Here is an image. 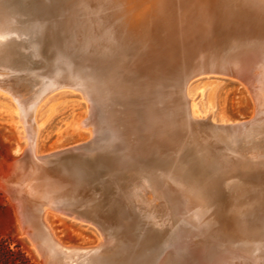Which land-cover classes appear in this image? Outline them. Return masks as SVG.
<instances>
[{"label":"bare ground","instance_id":"6f19581e","mask_svg":"<svg viewBox=\"0 0 264 264\" xmlns=\"http://www.w3.org/2000/svg\"><path fill=\"white\" fill-rule=\"evenodd\" d=\"M115 1L118 2L119 6L118 4L115 5L119 8H115V5L113 7L112 4H114ZM250 1L259 5L262 9L264 8V0ZM123 2L124 0H106V11L108 9V11L110 10V13L119 14L122 18H118L119 20H117L116 23L113 19L114 16L108 14L109 16L107 15L108 17H105L107 20H104V24L108 26V30H110L111 35L113 34V37H115V33H121L122 31L126 34L125 39L127 41L123 40L119 42H126V45H128V49L130 51L129 53H131L132 56L131 65L143 64L144 66H149L155 77L162 79V86L163 89L167 91V99H169L168 105L170 109H166L165 111L168 114L171 113L174 118L168 123H165L166 129H169L168 132L170 134V144L167 141L166 143L168 144H166V146L171 149L178 146L183 135H187L188 139H198L204 133L205 129L208 128L206 125L217 128L215 122H213L210 118L212 112L211 108L208 107L206 112L204 111L205 113L202 112V115L204 113V120L200 118V114H198L196 106L197 96L195 94V98H192L190 95L191 93H189V85L187 81L189 74L187 76H184L186 74L175 75L172 74L162 63L158 62V60L151 58L149 60L144 59L143 61H139V58L136 57L137 53H135V50H138L144 56H152V54H150L152 51L151 38L147 29L143 27L144 24L142 25L141 22L140 26L130 25L133 28L131 30L127 29L129 25H127V21L123 18L130 10H121V8H125V6L122 7ZM91 3L96 8L98 7V0H91ZM129 6L131 7L132 5ZM111 8L114 9V13ZM89 12L84 10L80 12L79 16H82L83 14L85 15ZM14 14L15 13L8 9L6 0H0V87H5L9 95L12 96L10 97L13 99L17 108L15 113L17 112L21 115V121H19V119L18 121L20 123L22 122L26 128L27 135L25 137L31 142V144H33V136L37 129V127H34L32 120L34 110H36V107H39L37 105L40 101H42L45 94L47 95V93L50 92L53 93V90L61 87L62 85H70L81 91L83 93L82 95H84L83 98L86 96L90 100H94V102L97 100L98 104L101 103L103 105V109H101V113L103 115L101 117V121L106 126V129H111L114 133L118 130L119 132H124L127 136H129V145L131 144L132 146L130 149L131 151L129 153L127 149L126 151L129 153L127 158L125 156L120 158L123 160L120 162L125 163V165L123 164L125 169L135 170V167H142L146 169L150 168L147 173L142 174V178H144V183L146 184L150 185L152 182L155 186H153L154 190L158 193L155 192L156 194L149 198L146 196L147 190H143L145 194L142 193L144 194L142 202L150 205L156 196H167V198H169V204H171L170 208H172L171 215L174 217L175 221L179 223L178 227L180 229V234L175 241L172 239H166L167 237L164 239L163 237L155 236V240L150 239L147 240V243H139L140 240L147 237V235L142 234V231H148L150 226L152 229H156V231L160 230L159 224L157 225L156 221L150 222V220L155 217H149L146 214L131 215L126 210H120V208H117L116 210L114 207H117L118 202L115 200H108V207L110 208L109 212H111V215L109 216L115 219L114 223L116 224V232L112 231L111 228L105 229L104 231L100 226V231L103 234V241L99 245L85 249L66 248V246L63 247L58 240L55 239L49 226L46 224L44 217L45 212H48L46 209L56 211V214L59 212V215L66 216V218L72 220L80 221L81 223L82 221H85L92 224L94 221H97L96 218L101 219L100 215H97L96 217V211L100 210V207H97L96 205V201L100 197L96 194L95 124V126L92 127V134H94V136L88 142L75 145L61 152H55L43 156H37L32 149H30L24 157L25 161L22 159L15 161L11 165L9 173L5 176V185L7 188L5 189L8 191V195H10V198H12L14 202L17 211L16 213L19 214V221L27 227L25 232L27 233L26 236L28 235L31 237L34 242V246L37 248L36 250H38L39 254L42 256L43 264H164L163 258L156 253L160 247L172 248L173 245H185L189 247L198 244L201 245L206 242H208L209 245L213 243L217 247V251L220 252V257H222L224 261L219 264H259L261 260L264 259V233L262 232V227H264V175L261 176L259 180L255 181L248 180L236 171L234 172V175L230 174L225 176L223 181L227 191L228 200H230L232 208L229 211H226L229 214L221 216L215 213L212 217L211 211L208 210L211 206L208 192L197 189L194 185L195 183L192 182L193 180L189 178L190 172L186 170V168L183 169V173L186 176L182 177L180 174L178 177H174L171 176L172 174L170 173V176L165 177V173L162 172L161 163L155 164V162L154 167H151L149 162L145 161L148 160L147 158L150 157L149 155L153 153L151 150L153 151L154 149V152L159 156L161 153H164L163 150H166V148L164 149V136L162 135L163 133H161L162 123L158 122L151 124L149 120V114L147 111L149 95L145 91L148 90L152 82L149 84L139 83L141 76H144L143 71L137 72L134 69H130L127 71H120L121 73H118L116 71H118V66L121 63L120 56H111V58H109L105 55L104 57V54L106 53L104 52L103 56H100L103 59L102 62L104 64L102 66L106 67L107 73H109L108 75H110L112 80L117 81L121 85V87L116 86V88H112L109 87L110 85L108 84L109 88H104L102 86L103 84L99 86L96 83L95 77L93 78L91 76V78L87 80L81 78V76L77 73L78 71H82L83 73L90 72V74H92L96 69L92 63H82L75 60L76 58L73 60H68L67 58H54L53 62L61 63L60 66L62 67H64L65 64V66H67L73 74L78 75L79 79H75L71 75L64 76L59 73L54 76L49 75L48 78L45 76L46 80L40 83L38 87H34V85L37 84V81L35 80L36 82H33V79L36 78L37 74L39 75L41 73L40 75H42V71L46 72L47 67L52 61H46V57L42 55V48L39 47V39L36 38V36L37 34L41 35L42 31H40L34 24L30 25V27L26 26V29L22 28L18 23L19 20ZM138 15L140 16V14ZM49 18V15H45L43 20L50 23ZM81 20L93 23L96 26L93 28H96L97 35L93 36L90 34L91 28L87 26L84 31L78 34V30L82 29L76 26L74 27V24H72L73 21L70 22L71 26H68L70 27V31L66 33L65 30V33H69V36H74L76 38L75 43L80 48L88 49V46L90 45L99 46L104 39V35H100L98 32V28L102 25L103 20L95 18V15L90 18H81ZM65 28H67V25ZM45 29H47L46 26ZM48 30L49 29L45 31L46 33L43 32V34L51 35L49 32L50 30ZM22 36H25L24 39L29 40L31 43L29 49L31 48V51L33 50L34 52L32 51L30 55L20 56L17 53V49L22 44H20V42H15L14 37L21 38ZM102 36L103 39L101 40ZM109 42H107V44ZM112 43L114 44L117 42L113 41ZM110 44L107 45L108 47L104 46L106 47L105 50L110 48ZM96 46L90 48L91 53H87V57L96 58ZM98 50L97 52L102 54L101 50ZM34 59L36 60L33 61ZM202 67H208V63H199L198 68L201 69ZM43 68L44 70L40 73H38L39 71L37 73L31 72L32 70H40ZM112 69L115 71L110 72ZM110 77L108 78L109 80ZM173 77H179L177 80L180 82L175 83V78ZM38 78H41V76ZM97 81L100 80L98 79ZM245 81L248 84H250V82H255L257 84V87L253 91V97L255 100L254 104H256L254 111L256 110V114L252 120L253 125L250 126L248 130L246 129L244 133L245 138L250 139L252 147L255 146L254 150L256 149L257 152L253 151L254 153L251 156L254 158V162H244L240 166L242 172L252 170V168L256 169L259 167L258 165L264 166V64L259 67L257 73L251 75V79L248 78ZM245 87L246 86H244V88ZM251 90L250 92H252ZM199 91L200 89L198 92ZM198 94H201V92ZM121 97L123 99L128 97L132 100V102H137L135 111H133L134 109L132 108L133 110L131 111L123 109L122 112L116 113L114 111L115 104ZM123 104L124 103H122V105ZM92 108L93 111L96 112V102L95 105L91 104V109ZM137 124L141 126L137 127ZM218 124H220L218 126L219 129L225 130V123L220 122ZM153 126L155 127L154 129L151 128ZM81 129H83L82 125ZM154 134L156 135V138L152 137ZM254 136L257 137L256 141L253 140ZM190 141L191 140H189V142ZM153 145L156 149L153 148ZM27 147L28 145L26 146V149ZM226 147L229 148L228 146ZM119 148L121 149V146ZM193 148L196 147L193 145ZM222 148L225 150L224 147ZM105 151L108 153L107 150ZM171 151L172 150H170V152ZM197 152H199V150ZM155 153H153V157ZM114 155L115 153H110L108 156ZM183 158L187 159L186 156ZM184 162H186V160H184ZM216 162L218 161H215V163ZM225 165L226 163L224 166ZM202 166L206 168V166ZM262 169V172L264 173V167H262ZM114 176L115 174L112 175L108 173V177L110 179ZM157 209L160 210L161 208L159 209L157 206ZM228 219L229 222H227ZM97 223L101 222L97 221ZM94 226L96 227L95 224ZM228 232L234 235V232H236L235 238L241 242V245L233 242V238L232 236H229L231 234ZM252 234L254 235L252 236ZM161 241L163 242L162 244ZM126 246H128L129 250L126 254H124V248H126ZM117 254L118 258H125V263L117 261L115 263L113 261L116 259L114 256Z\"/></svg>","mask_w":264,"mask_h":264},{"label":"rangeland","instance_id":"374dc122","mask_svg":"<svg viewBox=\"0 0 264 264\" xmlns=\"http://www.w3.org/2000/svg\"><path fill=\"white\" fill-rule=\"evenodd\" d=\"M78 1L84 2L86 0L84 1L78 0ZM153 1L154 0H149L150 3H152ZM138 2L139 0H136V1L129 0V2L128 0H124L122 7L125 6V8L123 7L124 9L121 8V10H126V9L131 10L133 8L135 9L136 6L140 4ZM27 3H29V1L27 0H6V5L8 6V9L11 10L13 13H15L14 15L19 20L18 21L19 25L25 29H26V26L30 27V25L32 24L35 25V22H38L36 19H32L29 15L26 14V11L24 9H26L25 5ZM105 4H106V0H101V1L98 0V5H97L98 7L96 8L90 2L86 7L88 8L87 9L88 11L86 12H89L91 9L89 13H86L85 15L83 14L82 15L83 17L82 16L76 17V14H73L74 17L72 16L73 19H71L73 22L69 20V17L71 16L70 15L68 16L66 20L62 19V21H59L58 24L61 25L62 30L64 31L62 33H65V30H66V33L70 31L69 30L70 27L68 26H71L70 22H72V24H74L73 25L74 27L76 26L82 29V30H78L79 31L78 34L84 31L85 27L87 26L91 28L90 34L95 36L97 35L96 28L94 29L93 27H96V26L91 22L88 23L86 21H82L81 18H86V17L90 18V17H93V15H95V18L103 20L102 25L100 24L101 26H99L98 28V32L100 35H104V39L102 36L101 38V40L103 39L101 42L102 45L101 43L99 44V46L101 47L95 45L97 48L96 58H93V57L86 58V56H82L80 58H83L85 60L83 62L92 63L93 65H96V69L101 71L99 74L100 76L99 75L97 76L100 81L96 80V83L99 86L103 84L102 86L104 88H109V87L116 88V86L121 87L120 83H118L115 80H112L110 75H108L109 73H107L106 67L102 66L104 64L102 62L103 59L100 56H103L104 52H106L104 54V57L105 55L109 58H111V56H120L121 63L118 66V69H117L118 71H116L118 73L120 71L122 72V71H127L130 69H134L137 72L143 71V72H146L147 74L152 73V71L149 66H144L143 64L131 65L132 56H131V53H129L130 51L128 49V45H126V42L125 43L119 42L123 40L127 41L125 39L126 34L122 31L123 33L122 32L115 33L114 34L115 37H113V34L111 35L110 30H108L109 29L108 26L104 24V22L107 20L105 17L108 14L114 16L113 19L116 23H117V20H119L122 17H120L119 14L118 15L115 14L113 11L114 9L112 8L111 10L114 14L110 13V10L108 11V9L106 11L107 6ZM115 4H118V2L115 1V3L112 4L113 7ZM129 5H132V6L130 7ZM116 7L117 5H115V8ZM96 10H97V13H96ZM154 10L155 11L158 10L157 3L154 5ZM138 14H140V16ZM77 18L79 21L77 20ZM123 19L126 21L129 20V22L140 21L142 19V13L139 12V10H136L134 12L129 11L128 14L124 16ZM66 25H67V28H65ZM131 26L130 28L127 27V29L131 30L133 28ZM62 33L60 32V34ZM65 34H62L60 39L63 38L62 40H64L68 37L69 41L76 42V38L74 36L73 37L69 36V33L66 35ZM14 38H15V42H20V44H22L17 49L18 55L27 56V55H30V53H32L33 50L31 51V48L29 49V46H31V43L29 42V40L24 39L25 36H22L21 38H17V37H14ZM109 38H112L113 40ZM109 41L111 42V44ZM113 41H116L117 43L113 44L112 43ZM107 42H109L108 44H110V48H107L108 50L107 49L105 50V48L108 47ZM58 44H61V43H58ZM53 45L48 47L47 50L42 51V55L46 57V61L47 62L49 60L52 61L50 65L47 67V71L46 72L42 71L44 70V68L40 70L35 69L31 71L35 73H37L38 71H39L38 73H40L41 71L43 72L42 75H40L41 73L39 75L37 74L36 78L38 80L36 78L33 79L34 80L33 82L37 81L36 82L37 84H35L34 87H38V85L42 83L43 81H45L46 77L48 78L49 75L54 76L60 73L59 72L60 70L56 68L55 66H53L54 64L53 60L57 56L55 54H57V52L59 51L58 48L54 49V47H52ZM63 45H66L65 48L67 46H70L69 44L68 45L62 44V46ZM90 46H88V49L82 48L84 50L82 52L85 55L87 53H91L90 48L95 47L94 45H90ZM98 49L101 50L102 54L97 52ZM35 60L36 59H34L33 61ZM99 61L101 64L99 63ZM112 70H110V72L115 71L114 69ZM40 76L41 78H38ZM109 77H110V80L108 79ZM104 81L106 82L109 81V82L106 83ZM139 83L140 84L142 83L152 84V85L150 84L148 90L145 91L149 95L148 103L149 105L152 106L153 111H155L156 113L158 112L157 114L159 115L161 113L162 115L166 114L161 106L162 105L161 102L158 101L159 94L156 88L157 85L155 86V83L157 82L154 81L153 78H150L144 75V76H141V80L139 81ZM188 85H189V93H191L190 94L191 97L195 98V94L197 96L196 97L197 102L196 100L195 102H196V106L198 109V114H200L199 116L202 120H204V113L206 112L208 107L211 108V111H212L210 118L213 120V122H215L216 125H219L218 123L220 122H223L225 124L245 122V121L252 119L256 114V110L254 111V109L256 108V104H254L255 100L253 98L252 92H250L251 89L249 90L248 86H246L243 82L237 79L230 78L228 76H223L221 74L207 73V74H201V75H198L192 78ZM244 86H246L245 88H247L248 90L245 89ZM199 89H200L199 92H201V94H198ZM7 93L8 92L5 89V87H0V264H43L42 256L39 254L38 250H36L37 248L36 246H34V242L31 239V237H29L28 235L26 236L27 233L25 232H26L27 227L24 226L19 221V214L16 213L17 211L15 208L14 202L12 198H10V195H8L9 194L7 193L8 191H6L7 188L5 185V176L9 173L11 165L15 161H19L21 159L24 160L26 153L30 149H32V151L37 156H43V155L52 154L55 152H61L75 145L86 143L89 140H91L94 136V134H92V131H93L92 127H94L95 124H96L97 144L98 143L100 144L101 142H105L108 145L110 144L109 145L110 152L115 153L118 156V158L128 155L131 151L130 149L132 146L131 144L129 145V136H127L124 132H123V136H122L123 139H122V137L117 138L113 134L111 135L110 131L106 129V126L101 121L102 113L100 110V106L103 109V105L101 103L99 106H96V117H94L90 123L89 122L90 120L88 118H89V113L91 110V106H90L91 101L87 99L86 96L83 98L84 95H82L81 91L75 88H72V87H68V86L57 88L53 91V93L50 92V93H47V95L45 94L44 98L39 103L40 105L39 104L37 105L39 107H36V110H34V113L32 115L34 127H37V129L33 136L34 142L33 144H31V142L25 137L27 135L25 125L22 122L21 123L19 122L21 121V115L17 112L15 113V111H17V108L13 102V99H11L12 96L9 95V93L8 94ZM122 103L124 104L122 105ZM136 105H137V102L135 101L132 102V100L129 99L128 97H126L125 99L121 97L120 100L119 99L117 100L114 111L116 113L122 112L123 109H128L130 111L134 109L133 111H135ZM202 112H204L203 115H202ZM81 125L84 130L81 129ZM139 126L141 125L137 124V127ZM168 130L169 129H166V127H164L163 130H161V133H163L162 135L164 136L163 137V144H165L164 149L166 148V150H163L164 153H161L158 156L154 152L155 150L153 149V151L151 150V152L155 153L154 157L152 153L151 154L152 156L149 155L150 157H148L147 158L148 160H145V161L149 162L151 167H154V165L157 163H161L162 172L165 173V177L170 176L171 174H172L171 176H174V177L175 176L178 177L180 174H181L180 176L182 177L186 176L183 173L184 171L183 169L185 168L188 171H192L194 175L193 178L195 179V181L194 179L193 181L198 190L206 191V192H214L213 197L209 196V202L211 203V206L208 210L211 211L212 217L214 216L213 214L215 213L221 216H224L225 214H229L226 211H229L232 208V206H231L230 200L224 197L225 185H224L223 179L227 175H230V174L234 175L233 167L241 166L244 162H250V163L254 162V158L251 156L254 152H257V150L256 149L254 150L255 146L252 147L251 145L252 143L250 142V139L249 138H248L249 140L247 138L241 139L239 137L237 141L232 142L230 138L224 134L221 135L220 133L205 131L198 138L199 140L194 138V140L196 141L192 139H188L187 135H183L181 137L180 144L174 147L173 149H171L170 147L168 148L166 146V144L168 143L170 144V141H169L170 134ZM152 137L156 138V135L154 134L152 135ZM189 140H191L192 142L191 141L189 142ZM253 140L256 141L257 137L254 136ZM167 141L168 143H166ZM27 145L28 147L26 149ZM193 145L196 148H193ZM200 145H201V148H200ZM120 146H121V149L119 148ZM226 146H228L229 148H227ZM222 147H224L225 150H223ZM153 148H155L154 145H153ZM170 150L172 151L170 152ZM196 150L197 151L199 150V152H197ZM197 155H198V158H197ZM185 156L187 159L183 158ZM191 159L192 160L194 159V160L192 161ZM184 160H186V162H184ZM187 160H188V163H187ZM215 161H218V162L215 163ZM207 163L209 165H204L206 166V168L202 166L203 164H207ZM225 163L226 165L224 166ZM216 164L217 165L220 164L218 165L219 167ZM258 166L261 169L262 167H264L262 165H258ZM105 167H108V166L106 165ZM149 169L142 168V167L141 168L135 167V170L125 169V166L123 165L114 164L112 168H109L107 170H102L103 172L101 171L100 179L103 180L104 184L102 185V187L99 186L97 188L96 194L100 195L102 199H104L105 201H108V200L117 201L119 206H121L122 209L127 210L128 213H130L131 215L146 214L149 217L154 216L155 218L150 220V222L156 221L157 225L159 224V228H160V230L158 229L159 236L163 237L164 239L167 237L166 239H169V240L171 239L173 241L177 240V237L180 234V229L178 227L179 223H177L174 217L171 215L172 208H170L171 204H169L170 203L169 198H167V196H165L166 198L161 197V196H158V197L156 196L150 205L144 204V202H142L144 198V194H145L143 190H147L146 196H148L149 198H151L153 195L158 193L157 191L154 190L153 188L154 185L152 184V182L150 183V185L146 184L144 183V178H142V174L147 173ZM211 171L212 172L214 171L215 173L213 172L212 174ZM220 172L224 174H221ZM108 173L112 175L115 174V176L112 179H110L111 181L107 177ZM201 177H203L205 180ZM156 200L159 203V205L156 202ZM157 206L159 207V209L160 208L161 209L158 210ZM105 208L106 207H104V209ZM46 211H48V212H45V216H44L46 220V224L49 226L55 239L58 240V242L63 247L66 246V248L85 249V248L97 246L103 241V235L94 226L84 223V222L81 223L80 221L66 218V216L59 215L60 214L59 212H57L58 214L57 215L56 211H51V209L50 210L46 209ZM227 222H229V219L227 220ZM228 233L231 234L230 232ZM234 233L236 235V232ZM233 235L234 234H231L229 236H232L233 239H236L235 238L236 236L235 235L233 236ZM253 235L254 234H252V236ZM162 241H161V244L163 243Z\"/></svg>","mask_w":264,"mask_h":264},{"label":"water","instance_id":"95a60500","mask_svg":"<svg viewBox=\"0 0 264 264\" xmlns=\"http://www.w3.org/2000/svg\"><path fill=\"white\" fill-rule=\"evenodd\" d=\"M27 1H29V3L25 5L26 9L24 10L32 19L38 21L35 22V25L42 31L41 35L37 34L36 36V38L39 39L38 44L39 47L42 48V51L47 50L48 47L54 44L52 47H54V49H59V51L57 50V54H55L57 55L56 58H67L68 60L76 58L75 60L86 63L83 62L85 61L83 58H80L86 56L82 52L84 51L82 48L77 46L75 42L69 41L68 38H66L67 40L64 39L66 41L62 40L63 38L60 39L62 35L60 32L62 33L64 31L60 28L61 25H59L58 22L62 21L63 18L67 19L70 14L69 20L72 19L73 14H76V17H78L80 12L84 10L87 11L88 8L86 7L91 0H86L85 2H79L78 0ZM138 3L140 4L136 6L137 9L133 8L130 11L134 12L139 10V12L142 13V19L136 22H129V20H127L126 23L129 27L130 25L140 26L144 24L143 27L147 29L152 43V51L150 53L152 56H144L138 50H135V53H137L136 57L139 58V61L152 58L162 63L172 74H186L184 76L189 74L187 80L188 84L192 78L201 74L215 73L228 76L243 82L252 89L251 91L253 94L257 84L255 82H250V84H248L245 80L248 78L251 79V75L257 73L259 67L264 64V8L262 9L259 5L252 3L250 0H154L152 3H150L149 0H139ZM156 3L158 6L157 11L154 10V5ZM45 15L50 16V23L43 20ZM45 26L50 30L48 31L51 35L43 34V32L47 30ZM62 44H69L70 46L65 48L66 45L62 46ZM199 63H208V67L199 69ZM60 65L61 63L56 62L53 64V66L60 70L59 72L61 75H71L75 79H79L78 75L73 74L65 64L64 67ZM94 67H96V65H94ZM100 72L101 71L95 69L92 74H90V72L83 73L82 71H78L77 73L83 79L88 80L92 76L98 80L97 76ZM143 73V75L153 78V80L157 82L155 86L157 85L156 88L159 94L158 101L161 102V106L166 113L165 110L169 109V99H167V91L163 89L162 79L155 77L153 72L149 74L146 72ZM178 78L174 79L175 83L180 82L177 80ZM64 86L72 87L65 84L61 87ZM90 101L91 104L95 105L96 102V106L100 105L97 100L95 102L94 100ZM101 109L100 106V110ZM147 111L151 124L158 122L162 123L161 130L166 127V122L168 123L174 119L171 113H166L164 115H162V113L160 115L157 114L158 112L156 113L153 111L149 103L147 105ZM102 116L103 115H101V117ZM94 117H96V112H94L92 108L88 118L90 122ZM252 120L253 118L245 122L225 124V130L219 129L218 126L220 124L217 125V128L206 125L208 128L205 129V131L220 133L221 135L224 134L228 136L232 142H235L239 137L241 139L245 138V130H248V128L253 125ZM151 128L154 129L155 127L153 126ZM109 131L110 133L112 132L111 129ZM111 134L117 138L123 136V132H119L118 130ZM103 143L97 144L96 142V190L99 186L102 187L103 185V180L100 179L102 170L112 168L114 164L125 165L124 162H120L123 160L118 158L116 154L114 156H108L110 153L113 154V152H110V144ZM105 150H107L108 153H106ZM125 157L127 158V155ZM106 165L108 167H105ZM258 168H252V170L242 172V169L238 166L233 167V170L234 172L240 173L241 176L248 180L255 181L259 180V178L264 175L262 172L263 169L260 167ZM189 172V178L193 180L194 175L192 171ZM108 179L110 180L109 177ZM192 182L194 183V181ZM208 194L210 197H213L214 192H208ZM99 197L100 198L96 201V205L100 207V210L96 211V217L100 215L101 219L96 218V220L101 223H97V221H94L92 224L85 221L82 222L92 226L95 224L96 227H94L99 231L102 227L104 231L105 229L111 228L112 231L116 232L115 219L109 216L111 212H109L110 208L108 207V201L102 199L100 195ZM224 197L228 199L226 188ZM104 207L106 208L104 209ZM117 208L125 211L119 204L117 207H114L116 210ZM262 232L264 233V227H262ZM158 233L156 229H152L150 226L148 231H142V234L147 235V237L140 240L139 243H147V240L150 239L155 240V236H159ZM233 242L241 245V242L237 240V238L233 239ZM160 248L156 253L163 258L164 264H219L224 261L213 243L209 245L208 242H206L201 245L198 244L189 247L185 245H173L172 248ZM128 250L129 248L126 246V248H124V254H126ZM114 257L116 258L113 260L115 263L116 261L125 263L124 257L118 258V254ZM259 264H264V259L261 260Z\"/></svg>","mask_w":264,"mask_h":264}]
</instances>
